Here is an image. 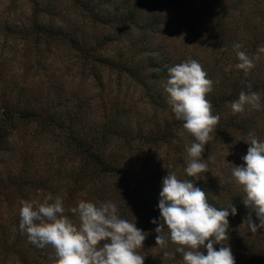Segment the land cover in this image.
<instances>
[{
    "label": "trees",
    "instance_id": "16d2710c",
    "mask_svg": "<svg viewBox=\"0 0 264 264\" xmlns=\"http://www.w3.org/2000/svg\"><path fill=\"white\" fill-rule=\"evenodd\" d=\"M124 2V6L106 15L107 23L105 25L110 28V31L103 37L101 45L97 44V40L91 41V39L84 38L78 28L69 27V30L63 31L38 24L34 17L38 12L37 9L32 10L33 21L29 25L17 26L0 22V37L5 43H9L11 40H23L26 43L20 50L22 56H20L21 54L15 55L16 60L23 59V57L28 59L29 55L38 56L40 52H50L52 45H57L66 49L67 52L73 53L76 67L82 71L83 75L88 74L95 78L97 69L104 68L115 71L120 77H126L130 81L144 84L146 89L148 81L158 80L155 72L163 70L164 66L160 65L158 60L152 58L148 62L147 66L150 70L148 73L146 67L140 69V64L135 62L131 54L127 57L120 55L108 56L104 54L107 51L100 50V47L119 44L126 35H129L128 38L132 39L131 34L126 32L130 31L129 27L131 25L135 28L138 27L137 29L143 35L150 32L153 36L160 34L163 37L169 36L173 32L170 24L174 23L173 21L176 19L174 15L176 14L174 13L175 10H170L166 14L160 13V8L163 5L179 8L180 11L184 12L180 21L184 23L183 25H186V40H188V36L194 38V40H202L201 45L205 49V57L198 62L207 72L208 78L213 81V84L218 81V76L212 77L213 70L209 71L208 68H205L206 64L208 65L206 52L216 50L219 45H222V47L230 46L234 50V44L240 43L242 45L240 50L245 51L251 57L257 53L258 47L264 46V0H124ZM75 3L82 11L92 13L90 5L84 6L81 0H75ZM199 5L208 10L211 6L215 8L210 15L205 16L204 22L208 25L206 30H202L199 21L193 20L194 18L190 16L191 14L193 16L197 15L193 9ZM142 18H145L146 21L144 27L138 25L139 20H142ZM161 26H164L163 30H159ZM129 45L136 49L134 41H130ZM206 46L209 47L205 48ZM137 47L141 48L139 45ZM160 47H158L159 50H161ZM3 57L0 54L1 62ZM35 65H38L37 62ZM31 71H33V68L30 67L23 74H13L6 77L5 72H1L0 69V84H3L0 86L2 89L0 100L2 99L3 102L0 109V164L4 155L9 153L12 154L21 167L15 176L9 174L4 177L0 172V264H55L52 258L53 250L50 246L41 249L29 243L27 235L19 229L20 205L18 202L21 199L31 200V193L41 201L46 194H52L54 197L59 195L64 201L66 215H71L69 209L76 206L80 200L93 203L101 201L120 203L118 207L120 216L132 223H135V218L138 219L139 225L137 227L146 232L147 237L144 248L139 251L141 255H145V264H152L149 262L152 253L149 240L150 237L154 236L153 233H150L151 230H153V227H157L151 221L153 219L159 221L160 218L158 207L160 194L156 192L160 188V183L163 182L160 172L157 175L147 176L148 180H141L140 176L133 170V163L124 162V157L115 153L109 154L106 149L102 148V144L95 142L96 140L93 137L74 135L73 121L70 118L61 119V127L59 128L62 130L59 137L62 138L63 144L68 152L70 151L72 158L79 160L77 168H72L70 171L65 168L59 172H52L48 169L45 175L38 178L36 172H39L40 167L39 169L35 168V170L32 168L31 159L25 145H21L19 142L13 152L9 150L10 140L12 136L15 137L18 134L15 132L18 130L19 125H35L37 131L30 134L32 137L36 136L38 130L48 133V128L54 130L56 126L54 124L55 117L51 116L50 110L38 114L27 104V107L20 112H14L10 108L6 92L12 88H15L14 92L17 93L20 100H26L31 105L35 104L34 102L31 103L30 97L32 98L36 93V89L34 87L30 90V85L27 84H38V82L31 80L32 76V79L38 78L39 81L41 78L46 79L47 77H42L36 73L30 76ZM227 78L228 82H234L233 84L236 85H233L230 90L223 89L219 92H216L213 88L212 93L207 97L213 105V114L220 116V122L216 127V131L212 133L213 139L205 145L206 151H214L215 148L224 146L230 138L238 140V137L241 136V141L246 143L245 140L249 138L248 133L250 131L255 132L260 140H264V107L260 111H246L244 114L237 115H233L230 108L231 102L238 99L240 91L248 90L247 83L249 82L252 84V90L260 93L261 102L264 105V59L256 63V67L247 76L244 75L243 71L231 70L227 74ZM4 84L14 85L8 90L6 89L8 87H5ZM154 97L161 98L160 95ZM177 123V125H182L181 121ZM107 127L109 126L107 125ZM171 128L172 125H169L167 129ZM171 135V132H164L163 134L150 132L149 137H122L110 130L106 136L102 137L101 142L110 143L108 136H111V138L113 136L118 139L117 141L119 139L128 143L138 141L144 145L157 147V145L170 141L172 139ZM71 145L74 146L72 148L73 152L70 150ZM235 146L240 145L236 143ZM203 155H206V152H203ZM205 158L207 157L203 156V159ZM61 176H64L65 179L59 181V183L54 182L55 177ZM149 177H152V181H149ZM177 177L182 181L190 180L194 185L197 183L196 185L206 193H210L215 189V186L210 182L198 184L199 180L187 176L186 173L184 176L178 175ZM101 179L103 181L113 179L114 183L109 185L104 184V182L99 183L106 186L103 191L96 187L98 180ZM156 185H159L158 188L156 187L157 189L155 188ZM97 190H101L98 195H88L92 194L93 191L98 192ZM39 193H43L42 196H39ZM207 198L209 203L217 208L228 207L230 204L237 208V214L235 216L230 215L229 222L238 220L243 224L244 229L239 233L229 228V239L224 241L226 245L228 244L231 247L236 258V264H264V236L256 240L253 235L258 234L259 231L255 234L250 232L246 220L250 209L243 204V195L224 202L214 199L212 193L207 195ZM5 207H10V209L17 207L18 212H10V214L5 215ZM251 215L253 221L258 224L256 214L252 212ZM260 232L264 233V229H261ZM220 247L221 245H217V250ZM181 260V254L177 253L175 259L166 260V263L178 264Z\"/></svg>",
    "mask_w": 264,
    "mask_h": 264
},
{
    "label": "rangeland",
    "instance_id": "374dc122",
    "mask_svg": "<svg viewBox=\"0 0 264 264\" xmlns=\"http://www.w3.org/2000/svg\"><path fill=\"white\" fill-rule=\"evenodd\" d=\"M81 1L84 6L90 5L92 13L82 11L75 0H0V22L17 26L29 25L33 21L32 10L37 9L38 12L34 17L38 24L63 31L69 30V27H75L78 28L84 38L91 39V41L97 40V44L101 45L103 37L110 31V28L105 25L107 23L106 15L124 6L125 2L124 0ZM214 9V6H211L209 10L203 9L200 5L195 6L193 11L195 10L197 15L193 16L191 14L190 16L194 18L193 20L199 21L202 30H206L208 25L204 22L205 16L210 15ZM170 10H175L174 13L176 14L174 15L176 17L174 23L170 24V28L173 29V32L170 33L171 36L163 37L161 34L153 36L150 32L143 35L137 29L138 27L135 28L131 25L129 27L130 31L126 32L131 34L132 39L130 37L129 39V35H126L119 44L100 47V50L107 51L104 54L108 56L120 55L127 57L131 54L135 62L140 64V69L146 67L147 70V64L152 58L158 60L159 64L164 66L163 70L155 72L158 80L148 81L147 89L144 84L130 81L126 77L118 76L115 71L104 68L97 69L95 78L88 74L83 75L82 71L76 67L73 53L67 52L66 49L57 45H52L50 52H40L38 56L29 55L28 59L23 57V59L16 60L15 55L22 53L20 50L26 43L23 40H11L9 43H5L0 37V54L4 56L3 61H0V69L1 72H5L6 77L13 74H23L30 67L33 68L30 76L36 73L42 77H47L46 79L41 78L39 81L38 78L32 79V76L31 80L38 82V84H27L30 85V90L34 87L36 89V93L32 98L28 96L31 103H35L34 105L26 100H20L17 93L14 92L15 88L11 89L14 84H4L5 87H8L6 89H11L6 93L12 111H23L29 105L38 114L50 110L51 116L55 117L54 124L56 126L54 130L48 128V133L38 130L33 138L30 134L37 131L36 126L21 124L15 132L18 134L15 137L12 136V141L10 140L9 150L12 152L17 148L19 142L21 145H25L31 159L32 168L35 170V168L39 169L40 167L39 172H36L38 178L45 175L48 169L52 172H59L67 168L70 171L79 165V160L72 158L70 151L68 152V149L64 146L62 138L59 137L62 130L59 128L61 127L60 123L64 118H70L73 121L74 135L93 137L96 140L95 142L102 144V148L106 149L109 154L115 153L124 157V162L133 163V170L136 171L141 180L145 181L147 176L157 175L159 172L162 180L169 172H175L177 176H184L186 173L184 170L186 167L185 145L190 144L192 138L183 131L182 125H177V122L180 121L175 118L171 107L167 103V94L164 92L162 85L166 81L169 67L182 63L186 59L201 61L205 57V49L201 45L202 40H194L190 36L186 40V25H183L184 23L180 21L184 15L183 11H180L179 8L163 5L160 8V13L166 14ZM145 23V18H142V20H139L138 25L144 27L146 26ZM163 28L164 26H161L159 30H163ZM143 30L145 29L143 28ZM130 41L135 42L136 49L129 45ZM137 45L141 48H138ZM159 46H161V50L158 49ZM207 47L209 46L205 48ZM206 55L208 65L206 64L205 68H208L209 71L213 70L212 77L218 76V81L213 84V88L216 92L223 91V89L230 90L236 84L227 81V74L231 70L242 72L235 67L239 62L235 50L230 46L222 47V45H219L216 50L206 52ZM260 55L261 58L256 63L264 59V54ZM36 62L37 66L35 65ZM147 72L149 73L150 70L148 69ZM2 85L0 84V86ZM1 93L2 89L0 88V97ZM157 95H160L161 98H153ZM2 105L1 99L0 109ZM169 125H172L171 129H167ZM110 130L122 137H149L150 132H159V134L171 132L172 139L165 144L157 145V147L144 145L138 141L129 143L121 139L117 141L118 139L113 136V139L108 136L110 143L101 142L102 137L106 136ZM117 130L118 132H116ZM25 134L28 137H25ZM241 140V136L238 137V140L230 138L224 146L217 147L214 151L204 150L206 155L203 156L207 157L204 160L208 163L209 171L201 174L203 178L199 179L198 184L210 182L215 186L214 190L206 194L212 193V197L220 200V202L243 195L242 189L236 185L232 177L234 166H245L242 157L247 154L250 146L247 142L243 143ZM236 143L240 146H235ZM72 148L74 146L71 145L70 150ZM210 156L213 159H208ZM20 169L19 163L13 158L12 154L6 153L0 164V172L3 176L7 177L9 174L15 176ZM64 179V176L55 177L54 182L59 183ZM102 182L109 185L114 183V180H98L96 187L104 191L106 186L99 184ZM160 184V188L156 191L158 194L162 190V183ZM196 184L195 186L198 187ZM156 187L158 188L159 185H156ZM101 190H97L98 192L93 191L92 194L87 192V194L96 196ZM42 194L39 193L38 195L42 196ZM47 195L49 194H46L45 197ZM34 196L33 193L30 194L31 200L36 199ZM115 204L117 208L120 206V203ZM4 211L5 215L10 214V212L17 213L18 208L5 207ZM137 221L138 219L135 218L134 222L138 226ZM229 228L239 233L244 229L243 224L238 220L230 221ZM154 229L155 227L150 232L154 236L150 237L149 240V245L152 248L149 262L152 264H167V261L162 260L161 257L163 250L156 245ZM253 236L258 240L259 237L264 236V233L259 231L258 234ZM170 250H172V246ZM178 264H182V260Z\"/></svg>",
    "mask_w": 264,
    "mask_h": 264
},
{
    "label": "clouds",
    "instance_id": "9594fccd",
    "mask_svg": "<svg viewBox=\"0 0 264 264\" xmlns=\"http://www.w3.org/2000/svg\"><path fill=\"white\" fill-rule=\"evenodd\" d=\"M233 47L239 61L235 67L247 76L256 67L260 54H264V46L258 47L251 57L240 50V43ZM162 87L175 118L192 138L185 145L184 170L187 176L199 180L202 173L209 171L203 152L220 122L207 98L213 91V81L197 60L189 59L168 68ZM247 89L231 102L233 115L264 107L260 93L252 90L250 82ZM248 137L245 141L250 146L242 157L245 166H234L232 177L243 191V204L250 209L246 220L250 232L255 234L264 229V141L255 132L250 131ZM18 203L20 231L27 235L29 243L41 249L50 246L55 264H145L139 250L144 248L146 232L122 218L112 201L80 200L69 209L71 215L65 214L59 195L49 194L42 201L21 199ZM158 207L159 221L153 219L151 223L157 225L155 239L163 250L162 260L175 259L179 253L182 264H236L231 247L224 243L229 239V216L237 214L234 205L213 206L205 191L169 172L162 182ZM252 212L258 224L253 221ZM216 245H221L219 250Z\"/></svg>",
    "mask_w": 264,
    "mask_h": 264
}]
</instances>
